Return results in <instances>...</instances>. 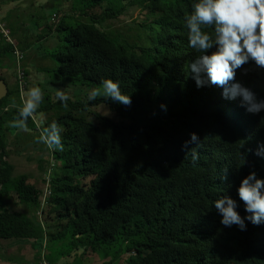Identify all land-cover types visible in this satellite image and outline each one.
<instances>
[{
	"label": "trees",
	"instance_id": "16d2710c",
	"mask_svg": "<svg viewBox=\"0 0 264 264\" xmlns=\"http://www.w3.org/2000/svg\"><path fill=\"white\" fill-rule=\"evenodd\" d=\"M60 1L61 7L50 16L46 37L59 40L55 54L51 53L57 66L53 80L97 88L112 79L132 103L124 106L103 97L67 101L64 114L41 126L31 117L29 131L24 132L9 126L19 107L5 105L11 95L8 90L0 101V241L13 240L9 248L39 241L42 249L43 229L23 214L9 211L7 201L37 209L43 189L25 174L14 175L8 138L34 137L56 121L62 127L64 150L50 152L51 194L42 212L55 221L49 237L64 244L56 251L68 253L61 258L81 250L82 264H92L97 254L101 264L119 260L120 264H264V222L254 225L245 220L243 231L237 225L225 227L214 207L215 200L228 195L237 201L241 217L248 215L237 190L251 172L264 179V155H257L264 150V111L248 112L237 97L231 104L225 102L230 108L223 118L218 104L223 89L211 84L197 87L189 65L201 53L189 46L185 24L196 0ZM129 6L142 13L132 46L112 39L99 27L101 18L117 17ZM61 11L64 17L56 23ZM15 50L0 37V77L6 84L1 71L12 66L17 84L25 77L17 68L26 54L19 59ZM1 57L8 60L4 67ZM241 78L249 81L246 87L257 101L264 100V68L254 65ZM16 92H20L17 87ZM60 104L57 99L37 113ZM99 105L107 107L109 115L89 110ZM252 119L255 123L250 126ZM255 127L263 132L255 135ZM193 132L200 143L186 149L185 141ZM193 147L198 154L195 163L188 151ZM31 249L20 254H32ZM102 250L113 259L107 261Z\"/></svg>",
	"mask_w": 264,
	"mask_h": 264
},
{
	"label": "clouds",
	"instance_id": "9594fccd",
	"mask_svg": "<svg viewBox=\"0 0 264 264\" xmlns=\"http://www.w3.org/2000/svg\"><path fill=\"white\" fill-rule=\"evenodd\" d=\"M185 24L189 46L201 53L189 65L190 72L194 74L197 87L211 84L223 89L218 103L222 117L225 118L230 108V105L224 106L225 102L231 104V100L237 97L241 98V106H246L248 112L255 114L264 111V100L257 101L255 94L246 87L249 81L241 78L254 65L264 68V0H196L192 11L185 15ZM209 29L212 31H208ZM214 47L215 50L208 54ZM246 63L247 67L236 74V70ZM55 95L66 108L69 97L65 91L56 89ZM98 97L124 106H131L132 103L131 97L121 92L119 82L112 79L103 80L100 86L90 92L88 99L94 101ZM43 99L41 87L29 88L18 115L10 121L9 126L19 131H29L27 122L37 113ZM161 107L166 109L165 105ZM254 123L255 120L252 119L249 125ZM61 132L62 127L53 121L41 129L37 142L45 144L50 151L62 152L64 144ZM262 132L260 127L254 128L255 135ZM199 143L200 138L193 132L190 133V139L185 141L184 147L187 149L189 144L198 146ZM188 151H191L192 161L195 163L198 159L196 148ZM257 155H264V150L258 151ZM256 173L251 172L243 178L237 190L248 213L246 217H241L237 211V201L230 196L223 195L214 201L215 209L222 216L221 224L225 227L237 225L243 231L246 230L245 220L254 225L264 222V179H258ZM44 177L42 192H47L50 176ZM222 179L226 180V175Z\"/></svg>",
	"mask_w": 264,
	"mask_h": 264
},
{
	"label": "rangeland",
	"instance_id": "374dc122",
	"mask_svg": "<svg viewBox=\"0 0 264 264\" xmlns=\"http://www.w3.org/2000/svg\"><path fill=\"white\" fill-rule=\"evenodd\" d=\"M11 1L14 2L11 3ZM70 3H73V1ZM60 7V0H0V18L3 21V23H1L0 19V37L5 43L15 46V55L17 54L19 59H22V56L26 54L24 61H21L17 68L20 77H22V73L25 74L21 83L17 84V79L14 76L15 72L12 73L14 66H12L9 71L5 69L1 71L2 77H4L7 73L5 75V79L7 80L8 90L11 92V95L5 98L6 106L15 105L16 107H21L25 93L33 86H39L43 89L44 99L39 108H46V110L54 101H57L55 95L56 89H62L65 91L69 97L68 102L89 101L88 96L90 92L95 89V87L72 86L68 83L55 82L52 77V71H54L57 66L54 56L51 53L55 54L54 48L57 44H59V40L56 36H53V38H56L57 42L56 39L51 41L52 38L47 39L46 37L48 36L47 32L48 25L50 23V16L54 11H57V8ZM69 11L71 12V10ZM102 11L103 13L105 12L104 9H102ZM141 14L140 8H137L136 6H129L124 13L118 14L117 17H113L111 14L107 17L101 18L99 21V27L105 33L109 34L112 39L123 42L128 46H132L136 43V39L134 38L136 34L135 24L137 19L141 18ZM58 16H60V20L58 19L59 21L57 20L58 22L56 23H59L64 17L63 11L58 13ZM54 26L55 25H53V27ZM44 37V40L39 41L40 38L42 39ZM39 44L44 47L43 52ZM29 46L31 47L27 49L26 47ZM38 53L40 55H38ZM42 57L47 59L43 60ZM1 62L2 67H4L8 60L6 57H1ZM10 62L13 63L11 57ZM45 71L48 73H45ZM16 87L20 92H16ZM47 100L51 102L49 105L45 102ZM89 110L97 112L102 116L109 115V109L103 105H99L96 108ZM66 111H68V106L65 108L62 104H60L53 106L50 111L36 113L32 118L37 125L41 126L42 123L55 119L56 117L64 114ZM110 115L114 117L111 112ZM39 135L36 134L33 137L32 135L26 136L24 134L23 137H25H22V141L19 138H8L10 142L12 141V145L10 146L11 153L8 160L14 167V175L25 174L28 176L31 184H33L37 189H43L44 183L42 179H45L44 176H51L52 164H49L48 162L51 151L47 147H41L42 143L37 142ZM17 145L23 146V149H19ZM48 167L50 170L47 173L46 171ZM7 202L10 212L23 214L25 218L32 220L35 224H38L41 229H43L45 244L42 246V249L45 248L46 251L42 253L41 242H28L30 247L32 246V249H30L32 250L31 252L33 255L29 253H23V255L25 259L34 258V262H29V264H38V262L42 260L48 262L46 261L48 259L52 260L56 264H60L59 262L62 261L63 264H74L75 262L76 264H82L81 250H79V252H74L72 256L65 258L61 257L64 254L68 255V253L56 252L58 250V246L63 248L64 244H61L60 241H52L49 237L50 233L52 234L55 231L53 226L55 221H50V218L44 215V213L42 216L38 210H35L32 207L27 208L25 205H13L9 201ZM52 217L55 216L53 215ZM11 241L14 242L13 240ZM11 241H0V261L6 262L7 260L12 259L14 260V263L9 262V264H20V261L15 259H23L19 254L20 250L26 248V245H18L9 248ZM13 250L15 252H13ZM102 252L106 255V257L110 256V252L108 250H102ZM97 256V264H101L103 259L100 255L97 254ZM39 259L41 260L39 261ZM112 259L113 257H109L107 261H111ZM97 260L92 261V264L96 263ZM111 264H120V260Z\"/></svg>",
	"mask_w": 264,
	"mask_h": 264
},
{
	"label": "crops",
	"instance_id": "0c3cea01",
	"mask_svg": "<svg viewBox=\"0 0 264 264\" xmlns=\"http://www.w3.org/2000/svg\"><path fill=\"white\" fill-rule=\"evenodd\" d=\"M5 65H6V63H5ZM7 74V73H6ZM5 74V75H6ZM5 75H4V77L3 78H5ZM50 194H51V192H41V194H40V196H39V206L37 207V209H35V210H38L40 213H41V215L43 216V207L46 205V203H47V200H48V197L50 196ZM18 205H20V204H18ZM45 244V242H43V245ZM20 245H26V248L25 249H27L28 247L29 248H32V246L30 247V244H28L27 242L26 243H22V244H20ZM16 246H18V245H16ZM28 248V249H29ZM25 249H22V250H25ZM46 251V249L45 248H43L42 249V253L43 252H45ZM13 252H15L14 250H13ZM20 255V257H22L23 259H15V260H19L20 261V264H29V262H34V258H28V259H25L24 258V255L23 254H19ZM31 255H33V254H31ZM11 257V256H10ZM2 258V257H1ZM13 258V257H12ZM41 259H39V261H40ZM14 260H7L6 262H4V261H0V264H9V262L10 263H14L13 262ZM46 261H48V260H46ZM43 262H45L44 260H42V261H40V264H42ZM48 263H50V264H56V263H51V262H49L48 261ZM16 264V263H15Z\"/></svg>",
	"mask_w": 264,
	"mask_h": 264
},
{
	"label": "water",
	"instance_id": "95a60500",
	"mask_svg": "<svg viewBox=\"0 0 264 264\" xmlns=\"http://www.w3.org/2000/svg\"><path fill=\"white\" fill-rule=\"evenodd\" d=\"M7 93H8V85L0 77V101L7 96Z\"/></svg>",
	"mask_w": 264,
	"mask_h": 264
},
{
	"label": "bare ground",
	"instance_id": "6f19581e",
	"mask_svg": "<svg viewBox=\"0 0 264 264\" xmlns=\"http://www.w3.org/2000/svg\"><path fill=\"white\" fill-rule=\"evenodd\" d=\"M4 99V98H3ZM47 192H49V191H47ZM45 242V241H44ZM42 264H50V263H48V262H43Z\"/></svg>",
	"mask_w": 264,
	"mask_h": 264
}]
</instances>
